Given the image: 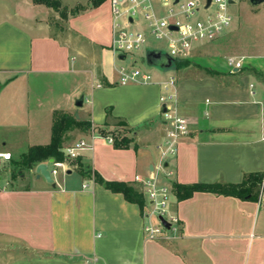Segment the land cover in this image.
Listing matches in <instances>:
<instances>
[{
    "label": "crops",
    "instance_id": "obj_1",
    "mask_svg": "<svg viewBox=\"0 0 264 264\" xmlns=\"http://www.w3.org/2000/svg\"><path fill=\"white\" fill-rule=\"evenodd\" d=\"M61 1L88 9L52 24L58 13L47 6L1 0L22 10L0 18V128L23 131L18 140L29 149L51 142L57 111L95 127L108 122L114 129L125 121L135 130L137 148L116 149L80 130L65 137L64 148L82 139L93 143L79 157L84 169L140 193L136 176L170 183L179 231L150 240L147 207L143 212L70 162L55 186L38 178L36 168L15 182L7 173L0 184V264H264V181L249 200L214 191L178 200L174 190V184L240 185L247 175L264 174V3H250L247 24L233 20L220 39L196 45L180 60L187 65L148 71L151 84L121 85L110 0L99 7L90 0ZM132 29L146 34L147 50H160L149 42L153 35L142 17ZM170 93L177 95L189 133L164 161L172 173L167 177L159 169V148L167 141L160 99Z\"/></svg>",
    "mask_w": 264,
    "mask_h": 264
},
{
    "label": "built area",
    "instance_id": "obj_2",
    "mask_svg": "<svg viewBox=\"0 0 264 264\" xmlns=\"http://www.w3.org/2000/svg\"><path fill=\"white\" fill-rule=\"evenodd\" d=\"M231 1L234 0H159L162 9L168 13L159 16L155 9V0H110L113 15L112 23V50L123 59L129 53L142 51L147 44V36L143 31L133 30L134 19L142 17L147 23L150 33L157 40H164L168 44V55L175 60H181L190 55L196 45L215 42L220 39L233 23V15L230 11ZM210 4L208 5V3ZM179 10L176 12L175 7ZM203 8L207 14L198 16ZM214 8V11L211 9ZM171 26L177 28L172 30ZM234 64V60H230ZM240 68L241 63L235 64ZM121 85L131 83L147 85L153 82L150 72L143 71L135 65L119 68ZM175 85L174 80L165 83L164 89L169 91ZM101 87V85H98ZM163 107V116L167 126V141L161 146L160 171L165 172L164 161L175 156L178 151L180 140L189 133V121L181 114L178 106L176 93L163 95L160 99ZM93 140L102 139L109 144L115 143L112 136L103 137L92 132ZM93 149V143L82 139L76 141L63 149L65 156L70 160H75L81 156L85 150ZM12 154L0 152V161H10ZM52 167L49 166L51 176L66 172L70 168L68 162L55 161ZM167 177L172 173L167 172ZM135 182L141 185V191L146 197L147 211L145 215V232L150 240H156L165 235L166 232L179 231V219L170 211V201L172 196L171 184L162 183L158 177L143 179L135 177ZM154 218L158 222L154 221ZM165 219L170 228L165 227L161 219Z\"/></svg>",
    "mask_w": 264,
    "mask_h": 264
},
{
    "label": "trees",
    "instance_id": "obj_3",
    "mask_svg": "<svg viewBox=\"0 0 264 264\" xmlns=\"http://www.w3.org/2000/svg\"><path fill=\"white\" fill-rule=\"evenodd\" d=\"M37 5H44L48 8L59 12L64 18H68L70 15L75 17L80 14L81 11L86 10L85 7H76L73 11H68L62 7L60 0H33ZM108 0H95L93 7H99ZM188 62L176 60V68L187 65ZM108 118H111L110 110L107 112ZM111 124L106 123L103 127H95L89 121L78 120L74 115H69L60 111L54 113L52 138L51 142L47 145H35L30 147L27 152L23 153L18 160L12 162L10 169L11 180L13 182L20 179H25L32 170H34L39 164L49 162L54 159L58 162H70L72 165L77 166V169L81 175L93 178L97 183L103 185L108 190L114 193H121L124 195L127 201L135 203L140 206L144 212L147 206L145 196L140 193L133 186L124 182H110L105 181L98 172L91 170H85L81 162V158L75 160L68 159L64 152L65 137L72 131L80 130L83 132H96L100 136L107 137L112 136L115 139L114 146L116 149H129L131 147L137 148L134 143L133 133L134 129L130 128L125 121H118L114 124V129H111ZM264 181V174H251L247 175L240 185H179L174 184L175 195L178 200H185L190 198L197 191H214L224 192L227 195L237 196L244 200L254 199L258 194L259 187Z\"/></svg>",
    "mask_w": 264,
    "mask_h": 264
},
{
    "label": "rangeland",
    "instance_id": "obj_4",
    "mask_svg": "<svg viewBox=\"0 0 264 264\" xmlns=\"http://www.w3.org/2000/svg\"><path fill=\"white\" fill-rule=\"evenodd\" d=\"M81 1L87 2L88 0H81ZM90 1H91V6L93 7V3L95 0H90ZM69 2H71V0H69ZM234 2L235 3L230 6V11L233 14L234 22L236 20H238L239 22H241L243 24H245V23L247 24L248 23V17H249V11L252 8V5L250 4L249 0H234ZM2 3H5V4H2ZM61 3H62V1H61ZM64 4H65V2L62 3V7L64 9H67L69 12L73 11L76 7H79V6H82V7H85L86 9H88V6L78 5V6H75L73 8H70V7L65 6ZM21 8L22 7H20L19 4H16L14 2H1V0H0V18L4 14H6L7 12L8 13H14L15 11H18V10L21 11L22 10ZM155 9H156V12L158 13V15L161 14L160 16H165L168 14V13H166V11L164 9H162L160 7V4H156ZM178 10H179V7L176 6L175 11L177 12ZM212 10L214 11V8H212L211 11ZM84 11L85 10L81 11L80 14L83 13ZM164 11H165V13H164ZM57 13H58V19H56L54 17L50 19L52 24H55V23L62 24L66 20H68L70 17H73L70 15L66 19L59 12H57ZM205 14H207L206 11L203 8H201L198 16H201V15L205 16ZM44 15L45 14H44V12H42V10L37 11L38 17L42 18ZM149 42L151 43V45L156 46L161 51L168 53L169 48H168V44L166 43V41L157 40L154 36L153 37L149 36ZM140 54H142V55H140ZM117 57H118V61H119L120 66H122V65L130 66L131 64L136 62L135 66L137 68L142 69L143 71H146V72H148V71L154 72L157 70L163 71V72L168 71V70H160V69H158L156 67H152L148 64L146 47L140 52H134L132 54L131 53L127 54L126 59H124L123 61L119 60L118 55H117ZM171 70H176V68H173ZM22 135H23V131L4 130V129L0 128V152H9L12 154V159L10 161H0V184L1 185L6 184V182H7V180H6L7 175H8L7 173H10V169L12 167V162L14 160H18L20 158V156L23 153L27 152V150H28L27 147L23 144V142L19 141L20 140L19 138H21ZM14 140L16 142H18V145L13 146L11 144V142ZM5 142H8L10 144L8 146V150H6V148L4 149L3 144ZM50 166L52 167V164ZM62 175H64L63 170H61L60 174L55 176L54 179L59 180ZM11 183H13V182L11 181ZM154 221L158 222L156 218H154Z\"/></svg>",
    "mask_w": 264,
    "mask_h": 264
},
{
    "label": "water",
    "instance_id": "obj_5",
    "mask_svg": "<svg viewBox=\"0 0 264 264\" xmlns=\"http://www.w3.org/2000/svg\"><path fill=\"white\" fill-rule=\"evenodd\" d=\"M249 1L253 6H257L259 4L264 3V0H249ZM233 3L234 1H231V4ZM209 4L210 2L208 3V5ZM171 29L177 30V28L174 26H171ZM121 59H123V57H121ZM147 61L150 66L156 67L160 70H170V69L176 68V60L172 58L171 56H169L168 53L163 52L161 50L148 49L147 50ZM82 105H83V97L77 103V106L79 107H81ZM76 117L78 118L79 116L76 115ZM53 162H54V159H51L49 161L50 164ZM49 163L45 162V163L39 164L36 167L35 172L38 178L43 177L48 183L55 186V180L51 176V172L49 169ZM161 220L163 224L165 225V227L170 228V224L165 219L162 218Z\"/></svg>",
    "mask_w": 264,
    "mask_h": 264
}]
</instances>
